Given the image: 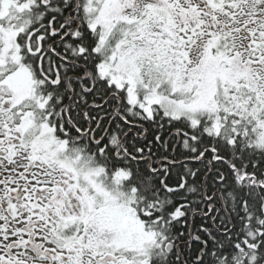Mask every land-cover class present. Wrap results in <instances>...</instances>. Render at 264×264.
<instances>
[{"label": "snow or ice", "instance_id": "snow-or-ice-1", "mask_svg": "<svg viewBox=\"0 0 264 264\" xmlns=\"http://www.w3.org/2000/svg\"><path fill=\"white\" fill-rule=\"evenodd\" d=\"M0 264H264V0H0Z\"/></svg>", "mask_w": 264, "mask_h": 264}]
</instances>
